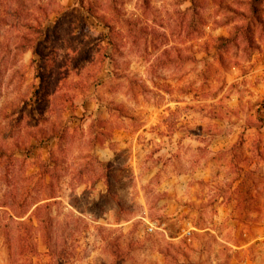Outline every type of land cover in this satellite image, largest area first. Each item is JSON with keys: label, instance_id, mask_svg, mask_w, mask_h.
Instances as JSON below:
<instances>
[{"label": "rangeland", "instance_id": "obj_1", "mask_svg": "<svg viewBox=\"0 0 264 264\" xmlns=\"http://www.w3.org/2000/svg\"><path fill=\"white\" fill-rule=\"evenodd\" d=\"M0 148V264L171 257L172 172L263 215L264 0H0Z\"/></svg>", "mask_w": 264, "mask_h": 264}, {"label": "crops", "instance_id": "obj_2", "mask_svg": "<svg viewBox=\"0 0 264 264\" xmlns=\"http://www.w3.org/2000/svg\"><path fill=\"white\" fill-rule=\"evenodd\" d=\"M108 117L107 113L105 119ZM145 127L146 124L142 128ZM114 132L102 145H97L99 159H111L109 142L128 145L125 131ZM206 177L199 179L206 181ZM196 179L192 171L172 172L164 183L169 204L163 210L171 213L173 224L171 232L165 222L158 229L163 231L165 243L171 245V257L157 247L155 253L161 259L156 263L167 264L171 258V264H264V214L254 204L240 200L222 201L220 197L214 203H206L202 189L194 183ZM241 209L247 212L244 214ZM187 228H192L190 239L183 236Z\"/></svg>", "mask_w": 264, "mask_h": 264}, {"label": "trees", "instance_id": "obj_3", "mask_svg": "<svg viewBox=\"0 0 264 264\" xmlns=\"http://www.w3.org/2000/svg\"><path fill=\"white\" fill-rule=\"evenodd\" d=\"M35 54L39 55V53L37 51H34ZM5 153V150L3 148H0V155H4ZM41 166L43 168H46L48 167V163L45 162V161H42L41 162ZM11 195V192L10 191H5L4 194H2V198H5V200H2V204H0V214H8V220H13L12 218L10 219L11 217V214H9V210H10V207H11V203L13 202L12 200V197L10 196ZM36 204V203H35ZM48 204L46 203H43V204H39V205H36L34 206L32 212H34L35 214H37L38 212H40L42 209H45L47 207ZM19 217V216H18ZM39 221V224L41 225V227L43 226L44 224V220H38ZM9 223L5 224L4 225V228L7 229ZM10 238V237H8ZM10 240V239H8ZM18 245L21 249V251H26V249H30L29 251L30 252H33L35 250V247H34V243L32 240H24V239H18ZM47 243V242H45Z\"/></svg>", "mask_w": 264, "mask_h": 264}, {"label": "built area", "instance_id": "obj_4", "mask_svg": "<svg viewBox=\"0 0 264 264\" xmlns=\"http://www.w3.org/2000/svg\"><path fill=\"white\" fill-rule=\"evenodd\" d=\"M157 229V225L155 224V222H151L148 221L147 222V226H146V230L149 233L154 232ZM191 232H192V228H187L185 230H183V236L187 239H190L191 237Z\"/></svg>", "mask_w": 264, "mask_h": 264}]
</instances>
